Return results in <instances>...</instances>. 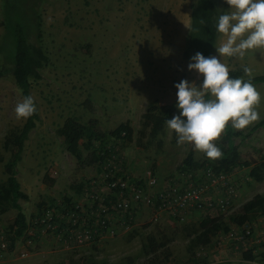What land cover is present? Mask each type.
Instances as JSON below:
<instances>
[{
    "label": "rangeland",
    "instance_id": "rangeland-1",
    "mask_svg": "<svg viewBox=\"0 0 264 264\" xmlns=\"http://www.w3.org/2000/svg\"><path fill=\"white\" fill-rule=\"evenodd\" d=\"M5 1L0 0V71L11 67L13 56V42L7 27L11 16ZM193 1L23 0L19 3L18 11L26 18L28 41L40 46L47 58L39 70V79L30 82L29 96L35 100L38 119L15 166L16 180L28 196L26 202L19 201L27 223L41 209L60 205L66 199L84 204V186L99 174L96 166L83 167L69 156L55 135V129L67 118L81 124L94 119L101 132L112 131L128 122L133 130L132 141L118 144V157L134 182L145 183L148 174L158 182H183L177 167L186 154L191 152L195 160L202 158L203 153L195 151L191 144H172L167 126L159 137L162 142L159 150L154 142L148 145L141 133H137L141 129L140 115L149 103L169 106L173 116L179 115L174 85L181 80L201 84L197 81L198 73L188 69L192 61L181 58ZM213 2L221 15L230 10L225 0ZM215 56L220 58L216 49ZM224 59L230 70L246 66L252 69L253 77L264 76V50L249 52L243 59ZM254 86L261 93L257 110L260 120H264V83ZM22 101L11 77L2 75L0 182L5 179L3 165L10 156L2 150L3 138L24 122V119L17 120L15 114L16 105ZM85 101L92 111L83 105ZM251 126L234 130L246 132ZM221 138L222 135L214 143L219 144ZM233 144L250 165L255 164L264 156V126L246 140L233 138ZM192 175L194 181L190 183L197 185L202 172ZM231 180L237 195L231 209L224 215L210 217L216 220L221 234L231 227L229 214L249 204L254 195H264V180L258 184L248 181L245 169L232 171ZM79 185L77 192L74 188ZM14 215L15 211L11 210L0 217L3 231ZM198 218L195 215L185 224H195ZM118 221L116 217L113 235L87 246H65L46 236L35 239L30 247L17 240L0 264H147L142 251L147 236L165 244L169 257L164 264H192L186 253L187 240L180 233L182 224L164 217L152 223L150 212L144 207L135 212L126 226L120 227ZM259 221L252 235L264 240L263 221ZM219 240L214 239L210 249L195 250V257L205 259L206 264L222 261L248 264L241 261L240 252L232 251L229 242L216 248ZM20 251H25L24 258L18 257Z\"/></svg>",
    "mask_w": 264,
    "mask_h": 264
},
{
    "label": "trees",
    "instance_id": "trees-1",
    "mask_svg": "<svg viewBox=\"0 0 264 264\" xmlns=\"http://www.w3.org/2000/svg\"><path fill=\"white\" fill-rule=\"evenodd\" d=\"M22 1H5L11 16L10 21H7V27L13 42V56L11 67L2 68L0 77L9 75L24 99L29 96L30 82L39 79V70L47 63V58L40 46L32 45L28 41L26 18L23 13L18 11V5ZM220 15L221 12L218 13L213 0H194L191 3L186 47L181 53L182 60L191 61V57L197 52L202 53L205 57L212 56L218 35L216 24ZM230 78H243L245 81L249 79L243 72V67L230 70ZM202 82L203 76L201 75L200 83L202 84ZM251 82L253 85L264 83V76L253 77ZM83 105L92 111L89 102L85 101ZM171 118H173L171 107H162L151 102L140 115L139 126L141 129L137 133H141L148 145L154 142L159 150L162 144L159 137L163 135L165 122ZM37 119L36 113L24 120L19 128L8 131L2 142V150L9 152L10 156L6 164L3 165L5 179L0 182V217L11 210L15 211L12 221L4 231L9 249L14 247V243L23 236L27 227L26 216L22 212L19 201L26 202L28 196L21 191L16 180L15 166L20 161L24 142L27 140L29 132L35 127ZM262 126H264V120H259L246 132H242L234 130L229 123L222 134L221 141L217 144L222 150V157L213 162L203 153L200 160H195L191 152H188L177 167L178 176L190 182L194 181L192 174L197 171L209 170L217 175L229 174L235 169H245L248 181L256 184L261 183L264 180V156H260L258 161L250 166V163L239 154L237 147L233 144V138L246 140ZM55 135L61 140L65 152L76 162L83 167L96 166L100 172L102 164L116 153L115 148L118 144H129L132 141L133 130L128 122H123L112 131L101 132L97 129V122L94 119L81 124L74 118H67L61 126L55 129ZM171 143L177 144L174 132H171ZM0 162H2L1 156ZM74 189L78 192L80 185ZM66 202L69 201L66 199L63 203ZM52 207L56 206L52 205L47 208ZM41 211L42 209L37 213ZM262 216H264V195L257 194L252 197L249 204L241 206L236 213L229 214L227 217L229 226L241 227L250 225L251 222ZM179 224H182L180 233L187 240L186 253L189 261L192 264H206L205 259L195 257L194 251L210 249L213 240L221 234L216 220L199 216L195 224ZM142 251L144 257L148 259L147 264H164L169 257L165 244L156 242L153 236L145 238ZM240 258L242 262L248 264H264V244L260 243L253 245L248 250H240ZM214 264L230 263L222 261Z\"/></svg>",
    "mask_w": 264,
    "mask_h": 264
},
{
    "label": "built area",
    "instance_id": "built-area-1",
    "mask_svg": "<svg viewBox=\"0 0 264 264\" xmlns=\"http://www.w3.org/2000/svg\"><path fill=\"white\" fill-rule=\"evenodd\" d=\"M115 152L102 164L99 174L84 186V204L62 202L56 207L42 209L29 220L18 241L30 247L35 239L46 236L65 246H87L113 235L116 217L120 227L126 226L141 207L150 212L152 223H157L161 217L185 223L193 214L208 218L224 215L237 197L231 173L216 175L209 170L203 171L197 185L186 180L158 182L149 174L145 183L134 182L121 166L118 145ZM259 220L264 227V216ZM259 220L241 227L232 225L218 236L216 248L229 242L232 251L237 253L247 246L264 244L263 239L252 235ZM4 233L0 227V261L9 251ZM25 256V251L19 252V258Z\"/></svg>",
    "mask_w": 264,
    "mask_h": 264
},
{
    "label": "clouds",
    "instance_id": "clouds-1",
    "mask_svg": "<svg viewBox=\"0 0 264 264\" xmlns=\"http://www.w3.org/2000/svg\"><path fill=\"white\" fill-rule=\"evenodd\" d=\"M229 11L218 18L217 33L223 42L215 47L217 56L205 57L197 52L188 64L189 71L203 76L197 85L181 80L177 89L176 107L179 115L165 123L177 137V144H191L195 151L204 153L215 162L223 155L214 143L231 122L237 130H243L260 120L258 108L261 93L251 82L252 69L243 67L249 77L230 78V69L222 57L243 59L249 52L264 50V0H225ZM37 108L32 96H26L15 107L17 120H27L36 114Z\"/></svg>",
    "mask_w": 264,
    "mask_h": 264
},
{
    "label": "crops",
    "instance_id": "crops-1",
    "mask_svg": "<svg viewBox=\"0 0 264 264\" xmlns=\"http://www.w3.org/2000/svg\"><path fill=\"white\" fill-rule=\"evenodd\" d=\"M222 42H223V38H222L221 34H219V35L217 36L216 43H215V46H214V48H213L212 56H213V55L215 56V49H216L215 47H218ZM224 60H225L224 57H222V62L225 63ZM200 79H201V75L198 74L197 81L199 82ZM250 166H252V164H251ZM245 173H247V170H245ZM195 215L197 216V214H193V215H191V216L193 217V216H195ZM198 216H199V215H198ZM190 218H191V217H190ZM0 219H1V218H0ZM212 256H214V254H212Z\"/></svg>",
    "mask_w": 264,
    "mask_h": 264
}]
</instances>
